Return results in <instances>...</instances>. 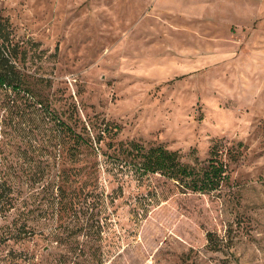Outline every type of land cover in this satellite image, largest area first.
Returning a JSON list of instances; mask_svg holds the SVG:
<instances>
[{"label":"rangeland","instance_id":"1","mask_svg":"<svg viewBox=\"0 0 264 264\" xmlns=\"http://www.w3.org/2000/svg\"><path fill=\"white\" fill-rule=\"evenodd\" d=\"M171 2L0 0V27L33 90L78 130L109 125L116 143L163 146L190 165L215 150L230 186L194 194L151 176L114 206L60 212L44 169L56 127L29 95L0 90V168L15 183L14 206H0V264H264V0H205L220 24L202 31L218 42L204 63L185 61L203 37L177 28Z\"/></svg>","mask_w":264,"mask_h":264},{"label":"trees","instance_id":"2","mask_svg":"<svg viewBox=\"0 0 264 264\" xmlns=\"http://www.w3.org/2000/svg\"><path fill=\"white\" fill-rule=\"evenodd\" d=\"M18 61L16 45L9 32L0 27V90L29 95L39 108L45 107L50 122L56 127L57 142L50 144V148H59L58 155L51 150L49 153L58 158L44 168L50 178L45 185L49 206H60V212L72 211L81 205L114 206L123 198L128 182L144 183L151 176L169 180L181 190L194 194L221 195L230 186L227 163L215 150L209 160L190 165L182 161L178 152L163 146L147 148L134 141L116 143L113 138L117 131L109 125L93 126L92 132L86 126L78 130L56 113L49 99L47 102L40 99L30 86L26 72L19 70ZM103 176L116 184L109 192L102 184ZM14 185L12 173L0 168V206H14Z\"/></svg>","mask_w":264,"mask_h":264},{"label":"crops","instance_id":"3","mask_svg":"<svg viewBox=\"0 0 264 264\" xmlns=\"http://www.w3.org/2000/svg\"><path fill=\"white\" fill-rule=\"evenodd\" d=\"M205 0H172L171 7L174 12H176V16H172V18L176 19V22L174 23L177 25V28H183L184 25L189 28L193 29L195 32L198 33V36L203 37V43L199 48H194L193 49V54L188 55V57L185 61L188 63H191L192 59H198V60H204L203 63L206 61L207 57H209L210 52L206 53L205 50L206 48L204 47L205 44H207V48L210 47V44H217L218 42L216 41H207L205 40V35L202 33L204 28H217L219 26V21L218 19L220 18H212L207 15V9L205 7ZM188 34L193 35L191 32H187ZM195 36V35H194ZM198 39V38H197ZM210 50V49H208ZM206 50V51H208ZM205 52V53H204ZM181 58V57H179ZM208 60V59H207Z\"/></svg>","mask_w":264,"mask_h":264}]
</instances>
